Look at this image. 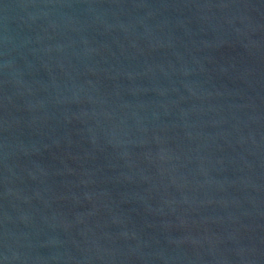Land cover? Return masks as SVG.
<instances>
[{
  "label": "water",
  "instance_id": "obj_1",
  "mask_svg": "<svg viewBox=\"0 0 264 264\" xmlns=\"http://www.w3.org/2000/svg\"><path fill=\"white\" fill-rule=\"evenodd\" d=\"M0 264H264V0H0Z\"/></svg>",
  "mask_w": 264,
  "mask_h": 264
}]
</instances>
